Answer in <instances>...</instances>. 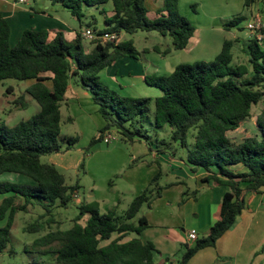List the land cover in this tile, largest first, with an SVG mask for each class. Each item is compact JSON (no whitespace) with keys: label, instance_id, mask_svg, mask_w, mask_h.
Segmentation results:
<instances>
[{"label":"trees","instance_id":"16d2710c","mask_svg":"<svg viewBox=\"0 0 264 264\" xmlns=\"http://www.w3.org/2000/svg\"><path fill=\"white\" fill-rule=\"evenodd\" d=\"M45 1L69 10L80 21L85 10L102 7L104 29L88 24L97 31L96 36L111 33L121 38L122 34L155 32L169 38L171 44L163 51L152 48L162 57L186 49L195 33L191 23L179 14L178 0H163L154 19L147 15L146 0ZM259 1L243 0V7L252 11ZM107 5L112 9L110 17ZM244 21L246 18L236 16L223 22L222 27L225 31H242ZM9 35V25L0 12V84L6 80L30 81L25 93L37 103L39 112L13 127H0V176L17 174L33 182L28 186L0 181V224L4 223L0 227V254L10 245L11 229L19 212L27 213L28 207L41 209L40 217L47 218L46 222L37 221L24 231L43 232L44 226L56 224L53 210L67 208L80 188L78 184L67 185L64 174L54 165L41 163L44 156L72 150L79 140L77 136H60L61 108L72 83L89 94L105 123L90 147L102 142L107 132H114L127 143H143L150 152L177 157L191 173L202 170L207 173L205 181L227 189L218 220L190 248L185 247L180 264H187L198 251L214 247L233 227L245 209L243 191L264 189V109L256 117L255 136L240 142L227 136L251 118L252 107L264 96V38L253 37L247 42V65H232L234 43L226 40L210 63H182L169 75L146 76L145 83L157 88L160 96L134 98L119 95L99 76L117 60H140L147 51L139 52L133 40L102 43L95 39L88 49L79 33L66 41L61 32L27 29L10 47ZM21 99L16 104L25 108ZM190 137L193 143H189ZM179 149L185 150L184 157L178 155ZM160 178L159 172L121 214L117 208L102 213L96 202L81 204L69 229L47 232L24 250L45 257L51 264H156L154 245L140 238L148 223L139 214L144 205L150 209L151 203L161 197Z\"/></svg>","mask_w":264,"mask_h":264},{"label":"crops","instance_id":"0c3cea01","mask_svg":"<svg viewBox=\"0 0 264 264\" xmlns=\"http://www.w3.org/2000/svg\"><path fill=\"white\" fill-rule=\"evenodd\" d=\"M177 2L180 13L195 28L194 36L190 39L186 49L162 57L151 50L154 45L151 48L145 46L141 49L142 51L140 50L141 52L147 51L144 53V64L140 60L123 58L102 70L99 76L104 83L106 82V85L111 89L116 88L125 96L134 97V94L150 98L160 96L161 93L157 88L145 83L146 76L169 75L178 64L182 63L213 61L226 40L234 43L231 50L234 65L236 52L239 51L247 57L246 45L253 36L245 30V24L253 13L254 16L262 19L264 28V0H260L252 11L244 7L243 10L240 8L242 0H178ZM162 5L163 0H146L145 7L148 17L150 19L158 17V11ZM105 10L107 16L110 17L112 15L111 6L107 5ZM218 10L222 12L218 13ZM0 12L10 28V47L16 45L22 33L27 29L61 32L66 41H72L76 34H81L90 23H94L98 30L104 29L102 7L85 10L81 21L74 18L69 10L60 6H52L45 0H32L31 2L29 0H0ZM200 16H204L206 24L199 20ZM236 16L246 18V21L240 25L244 29L225 31L222 27L223 22ZM133 36L127 39L125 34H122L121 40L127 41L133 39ZM227 36L229 39H225ZM66 99L72 103L77 101L79 106L82 100L88 105L91 102L87 92L73 83L68 87ZM71 109L75 114L73 108ZM65 122L72 123L73 120L68 117ZM100 128L98 126L97 132L101 130ZM136 143L138 142L132 144ZM150 154L155 162L160 163L161 177L166 176L168 182L172 183L174 180L182 184L177 183V185L165 188L161 191V197L154 201L151 209L142 212L148 227L141 233L140 238L143 242H151L154 245L157 251L154 255L156 264H180L185 247L190 248L194 244V241L189 239V234L194 233L198 238L218 220L222 198L227 189L215 185L211 180L205 181L207 173L202 170L195 174L191 173L190 167L177 157L157 154L154 151ZM163 165L166 169L162 173ZM235 170L243 171L242 168H235ZM184 192H186L185 200ZM241 198L245 209L236 218L233 227L216 242L214 247L198 251L187 264H264V189L261 192L243 191ZM96 203L102 212L100 204ZM109 206L106 207L108 211L117 208L118 212L121 204L120 201L112 202ZM85 219L86 216L82 221L84 222Z\"/></svg>","mask_w":264,"mask_h":264},{"label":"rangeland","instance_id":"374dc122","mask_svg":"<svg viewBox=\"0 0 264 264\" xmlns=\"http://www.w3.org/2000/svg\"><path fill=\"white\" fill-rule=\"evenodd\" d=\"M29 1L31 2L32 0ZM240 8L243 10V0ZM177 9L179 14L183 16L179 11L178 2ZM221 12L222 10H218V13ZM199 20L202 23H207L204 16H200ZM125 36L128 39L129 36L133 35L125 34ZM157 36L158 34L155 32H137L134 34L133 39L130 40H134V46L139 52L142 51L143 47L147 46L151 48L153 45L163 51L167 45L171 44V41L169 38H164L165 40H163L161 39L162 37ZM260 36L264 38V32H260ZM225 39H229V36ZM91 42L83 39L84 46L88 49L93 47ZM144 55L142 53V59H140V62L142 61L141 63L143 64L145 63ZM198 62L191 61L184 64L195 65ZM210 62L212 61H208V63ZM247 64L248 57L241 52L239 53V51L236 52L234 65ZM30 83V81L6 80L0 84V127H13L39 112L37 103L25 93ZM112 89L119 95L125 96L116 90V88ZM133 96L134 98H148L140 94H134ZM20 97L23 98L21 101L25 103V108H20L16 104L20 100ZM155 97L152 96V98ZM66 101L61 108L63 119L60 136H77L79 140L72 150H62L60 153L44 156L41 158V163L54 165L59 172L64 174L67 185L78 184L80 188L73 202L67 208L58 207L53 210L56 224L51 228L44 226L43 232L28 233L24 231L25 228L37 221L42 224L46 222L47 218L40 217L43 214L41 209L28 207L27 213L19 212L15 217V222L11 229L10 245L5 252L0 254V264H42L47 260L45 257L27 253L24 248L29 247L34 240L45 235L47 232L56 229H69L72 226V220L78 215V207L83 203L98 202L102 212L106 213L108 211L106 207L110 203L120 201L121 206L118 209V213L121 214L127 209L132 199L145 190L150 181L159 172L161 173L159 165L152 159L150 151L145 145L139 142L135 145L127 143L114 132H108L109 136L112 137L110 143L102 141L90 147L91 140L98 136V126L101 127L100 129L104 127V121L97 113V107L93 104L92 100L89 105L82 100L80 106L77 101L74 103L69 102L68 99ZM71 108H73L75 114H73ZM263 109L264 96L257 106L252 107L251 118L243 122L236 132L228 133L227 136L235 142L255 136L257 134L255 120ZM68 117L72 118V123L65 122ZM144 127L148 128L146 124H144ZM149 134L153 136V134ZM189 143H193L191 137ZM178 155L184 157L185 150L179 149ZM82 163H84L83 169L81 168ZM164 169H166L165 165L162 167V173ZM0 181L33 186V182L29 178L17 174H3L0 176ZM174 182L173 180L172 183ZM169 183L171 184V182L167 181L166 176L160 178L159 184L163 187L162 191L165 188L171 187H166ZM154 201L151 203V206ZM150 209H148L147 205H144L139 216L142 215L143 211H149ZM81 222L83 223V221ZM2 226H4V223L0 224V227ZM46 262V264H51L49 260Z\"/></svg>","mask_w":264,"mask_h":264},{"label":"built area","instance_id":"2783aa9c","mask_svg":"<svg viewBox=\"0 0 264 264\" xmlns=\"http://www.w3.org/2000/svg\"><path fill=\"white\" fill-rule=\"evenodd\" d=\"M245 29L251 34V36L256 37L259 40L262 39L260 36V32L262 29V22H261L260 17L258 16L251 17L250 20L246 22ZM96 33L97 31H94L92 28H86L81 33V36L83 39H86L88 41H93L95 39H98V40H101L102 43H106V42L118 43L121 40V38L118 37L116 34L106 33L100 36H96ZM111 140H112V137H110L107 132V134L103 138V141L105 143H109ZM189 239L192 241H195L197 237L194 233H190Z\"/></svg>","mask_w":264,"mask_h":264}]
</instances>
